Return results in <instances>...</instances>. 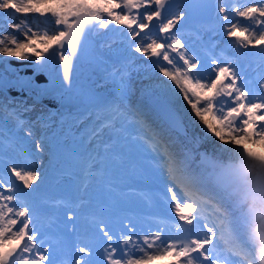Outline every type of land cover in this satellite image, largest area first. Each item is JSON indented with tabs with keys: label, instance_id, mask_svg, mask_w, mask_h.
Wrapping results in <instances>:
<instances>
[{
	"label": "snow or ice",
	"instance_id": "snow-or-ice-1",
	"mask_svg": "<svg viewBox=\"0 0 264 264\" xmlns=\"http://www.w3.org/2000/svg\"><path fill=\"white\" fill-rule=\"evenodd\" d=\"M197 18L211 19L212 31L229 38L226 50L213 48L206 59L185 41V26ZM150 28L155 35L145 32ZM114 44L132 61V53L145 57L175 85L160 81L179 105L176 124L183 117L198 127L186 102L204 125L209 147L200 151L141 119L143 113L125 103L127 66L111 74L119 95L91 98L98 106L92 135L129 116L140 125L150 168L163 185L157 203L178 222L145 229L125 222L111 204L94 203L89 178L96 157L85 162L74 194L43 197L52 162L44 164L45 135L20 119L19 105L10 109L0 101V264H152L165 257L172 264H264V153L245 146L264 144V0H0V55L35 57L34 77L61 68L64 93L78 64L91 62L96 47ZM34 77H17L9 86L49 95ZM5 87L0 76V91Z\"/></svg>",
	"mask_w": 264,
	"mask_h": 264
},
{
	"label": "rangeland",
	"instance_id": "rangeland-1",
	"mask_svg": "<svg viewBox=\"0 0 264 264\" xmlns=\"http://www.w3.org/2000/svg\"><path fill=\"white\" fill-rule=\"evenodd\" d=\"M8 12H13V10L9 9ZM17 16L21 19H29L24 17L23 14H17ZM12 22L16 23L18 19ZM153 23L155 24L156 22L154 21ZM4 29V31L11 32L9 31L10 28L5 27ZM152 29H146L145 32H152ZM216 37L221 36L216 34ZM132 55L137 57L135 61L128 59L127 53L121 45L117 48L116 44H114L112 49H109L107 45L99 46L98 57L102 61L101 67L104 68L106 73L111 70L112 74L119 70L120 66L123 69L125 66L128 67L125 73V79L128 82V98L125 103L133 109H139L143 113L141 119L151 124L152 127L170 130L174 138L182 144H187L190 148H198L200 151L207 150L209 145L203 141L204 133L200 131L201 128H204V125L195 117L194 113H191V108L186 102H183L182 95L180 96V101L184 103L187 112L192 115L198 127L193 130L188 120L183 117H181L179 124L175 123L179 105L175 96L171 95L160 84V81H166L173 89H175V85L168 81L166 77H163L158 68L149 67L147 65L149 61L145 57L140 56L138 53H132ZM111 59L112 61L115 60L118 66L111 65ZM8 60L15 63L34 62L33 60H19L0 55V61ZM8 67L14 69L12 65L0 63V76H3V78L8 77V81L17 80V77H12L11 72L7 71ZM18 70L22 71V68L18 67ZM111 74H105L102 83L93 88L95 92L103 93L105 99H111L113 96L120 94L118 87L113 86ZM176 91L178 92V90ZM0 101L13 106H16V104L18 106L19 104L20 109L26 107L30 112L41 110L46 119L50 118L51 123L59 121L57 125H51V130L47 131L51 132L47 140L48 148L50 149L49 154H46L43 158L45 160L51 157L52 160L51 171L48 174L49 181L44 187L51 194H56V190L59 187L65 189L69 194L75 193L76 186L68 178V175L79 174L82 180L84 179L82 172H84L85 162L89 159H86L83 152L78 150L84 145H91L94 149H97L99 155L97 158L99 163L95 174L89 178V197L94 203L118 202L126 204L128 202L126 200H117L114 194V187L116 182H118L115 174L120 168L126 171V178L138 175L156 176L150 168V148L141 138L140 125L131 116L126 121L116 122L115 128L105 130L102 135L97 137L92 135L93 131H90V128H86V125H90V121L97 109L88 110L85 115L81 113L78 115H73L69 112L63 113L58 109H51L42 103L36 102V100L25 96L22 92L17 95H8L6 91H0ZM78 116L81 117L79 121H77ZM209 119H211L210 116ZM94 124L96 126V122ZM84 133L89 134L85 141L83 139ZM184 133L188 135L187 139L183 138L182 135ZM20 135H24V133H20ZM208 135L212 140H216L211 133H208ZM101 136H103L102 139L100 138ZM132 139L136 142L139 141L140 144H135ZM216 143L219 144L220 141L216 140ZM245 146L253 151L264 153V144H246ZM115 156H118L120 161H117ZM53 172H60V174L55 176ZM52 178L54 181L51 180Z\"/></svg>",
	"mask_w": 264,
	"mask_h": 264
},
{
	"label": "water",
	"instance_id": "water-1",
	"mask_svg": "<svg viewBox=\"0 0 264 264\" xmlns=\"http://www.w3.org/2000/svg\"><path fill=\"white\" fill-rule=\"evenodd\" d=\"M99 52L98 47L95 48L94 59L91 62L83 61L78 64L73 69V78H72V87L71 91L64 93V89L67 88V85L61 87L62 81V69L57 68L56 71H53L51 68L47 70V73L41 72L34 77V67L33 64L24 62V63H15L11 60H8V65L14 67V69L7 68V71L11 72L12 76L16 77H25V78H35L37 83H40L42 86L50 89V94L47 96L37 97L36 94L29 93L27 91L23 92L24 95L30 96L47 105L50 108H58L63 113L69 112L71 114L84 113L93 106H96L92 102V97L99 96L104 98L102 94H99L94 91V87L101 83L102 75L100 66L102 65L101 61L97 57ZM18 67L22 68V71L18 70ZM59 72V76H57ZM6 84L5 90L6 93L14 95L18 93L16 87L8 86L10 84L16 83L14 81H5ZM61 93H64L63 98L61 99ZM165 119V118H164ZM167 120V118H166ZM184 139H187L188 135L184 133Z\"/></svg>",
	"mask_w": 264,
	"mask_h": 264
},
{
	"label": "bare ground",
	"instance_id": "bare-ground-1",
	"mask_svg": "<svg viewBox=\"0 0 264 264\" xmlns=\"http://www.w3.org/2000/svg\"><path fill=\"white\" fill-rule=\"evenodd\" d=\"M205 23H207L209 26H211V28L213 29V27H214V24H213V21H205ZM243 23V22H242ZM3 30H5V29H3ZM144 33H142L141 35H143ZM16 35H18V34H16ZM19 36V35H18ZM221 42H230L229 41V38H227L226 37V39H224V38H222V41ZM20 68V67H19ZM100 70H101V75H102V80L104 79V76H105V74L107 75V74H111V70L109 71V72H105V70H104V68L103 67H101L100 68ZM7 76V75H6ZM13 77V76H12ZM4 79V82L5 81H8V77H5V78H3ZM6 85V84H5ZM19 105V104H18ZM98 108V106H95V107H93V108H91V110H93V109H97ZM84 115H85V113H83ZM83 115V117H85ZM96 122V119H95V116L93 115V118H92V120L90 121V125H86V127H88V128H90V131H93V129L96 127L95 126V123ZM119 136V135H118ZM101 139L103 138V136H101L100 137ZM132 142H134L135 144H140V142L138 141V142H136L134 139H132ZM96 144H97V142H96ZM95 145V144H94ZM79 150L80 151H83L84 152V154H85V156H86V158L87 159H90L91 157H96V158H98L99 157V155H98V152H97V149H94L91 145H88V146H83V147H81V148H79ZM46 165V164H45ZM153 177V176H152ZM127 182V181H126Z\"/></svg>",
	"mask_w": 264,
	"mask_h": 264
}]
</instances>
